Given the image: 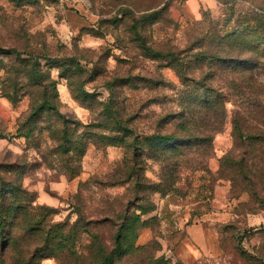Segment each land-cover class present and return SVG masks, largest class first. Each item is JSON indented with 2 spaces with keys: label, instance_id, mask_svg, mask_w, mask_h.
<instances>
[{
  "label": "trees",
  "instance_id": "trees-1",
  "mask_svg": "<svg viewBox=\"0 0 264 264\" xmlns=\"http://www.w3.org/2000/svg\"><path fill=\"white\" fill-rule=\"evenodd\" d=\"M156 7L143 16L126 7L122 10L128 20L116 18L111 25L118 29L124 24L146 57L175 69L182 85L180 109L170 112L160 123L168 117L179 120L178 129L185 135L136 134L131 119L125 117L126 112L118 102L92 101L95 95L85 90L86 70L80 57H43L17 47L0 48V71L4 70L0 95L14 104L29 96L30 108L19 122L18 133L28 145L34 144L40 158L30 163L28 155L12 159L10 151H0V264H43L47 257L63 264L160 263L152 252V244H136L143 224L140 216L131 212L130 200L124 203L102 194L97 215L79 211L73 223L55 221L54 211L37 203L36 194L26 188L24 180L34 167L43 164L74 179L82 171V158L89 144L96 147L125 144L131 147L132 156L110 175L109 180L114 181L102 184H132L137 193L147 189L172 190L179 180L174 171L175 176L164 183L143 182L144 172L139 166L143 151L154 159L167 160L172 154L185 157L182 165L190 166L194 161L210 174L208 164L197 158L212 157L213 137L209 132L222 130L228 117V103L234 106L232 134L239 152L229 151L220 159L215 180H230L234 192L249 194L252 210L256 204L264 209V0H258L254 10H244L230 27L218 31L210 26L199 32L183 49L148 44L145 35L148 27L168 20L167 8ZM4 55L9 62L4 61ZM43 60L47 62L46 68ZM56 67L76 99L91 102L87 105L91 110L100 108L96 122L84 124L62 112L57 82L51 74ZM136 80L129 76L116 79L109 82V87L113 89L127 82L136 84ZM8 136L6 129H0V139ZM140 138H145L144 143ZM199 152V157H192ZM85 185H80L76 195L80 200ZM137 210L145 213L150 209L140 205ZM85 234L90 242L80 249L78 243Z\"/></svg>",
  "mask_w": 264,
  "mask_h": 264
},
{
  "label": "rangeland",
  "instance_id": "rangeland-1",
  "mask_svg": "<svg viewBox=\"0 0 264 264\" xmlns=\"http://www.w3.org/2000/svg\"><path fill=\"white\" fill-rule=\"evenodd\" d=\"M257 2L0 0V48L17 47L43 57H80L86 70L83 76L85 90L95 95L92 101L107 103L114 99L125 110V117L131 119L136 134L141 137L155 132L185 135L186 132L178 129L179 120L168 117L160 123L170 112L180 109L182 85L177 72L165 66V62L146 57L138 42L132 40L131 33L125 30V25L116 29L111 21L116 18L128 20L122 10L126 7L134 10L137 16L149 14L156 6L166 7L168 20L150 25L145 31L148 44L183 49L196 34L210 26L218 31L230 27L244 10H254ZM2 57L9 62L5 55ZM46 63L43 60L45 68ZM92 71L94 74L91 75ZM51 74L57 82L62 112L84 124L96 122L100 108L91 110L87 106L91 102L76 99L57 67L51 69ZM3 76L4 70H1L0 80ZM128 76L137 79L136 84L127 82L113 89L109 87V82ZM30 103L29 96L14 104L0 95V129L9 133L7 138L0 139V151H10L12 159L17 155H28L31 163L40 161L37 150L18 133L19 122L28 112ZM233 108V104L228 103V117L222 130L209 132L213 137L212 157H199L200 152L192 156L207 163L211 175L194 161L190 166L182 165L181 160L185 157L177 158L172 154L167 160L154 159L143 151L139 158L145 177L143 182L164 183L171 176L173 178L174 171L179 179L172 185L174 191L147 189L137 193L132 184H102L114 181L109 180L110 175L124 159L132 156L131 147L125 144L103 147L89 144L82 158V171L76 178L68 179L59 170L48 169L43 164L33 168L24 185L36 194L38 204L54 211L52 218L55 221L70 220L73 223L78 219L79 211L90 214L88 216L97 215L102 194L124 203L130 200L131 212L137 213L143 224L136 244H152V252L160 258L158 264H264V209L256 204L252 210L249 194L234 192L230 180H215L220 159L229 151L239 152L232 134ZM140 139L144 143L145 138ZM83 183L86 185L80 200L76 195ZM140 205L150 210L142 213L137 210ZM89 239L85 234L78 248H85ZM42 263L63 264L54 257H47Z\"/></svg>",
  "mask_w": 264,
  "mask_h": 264
}]
</instances>
